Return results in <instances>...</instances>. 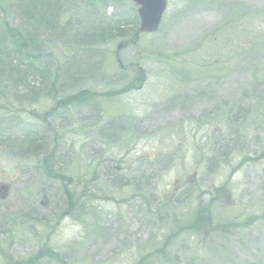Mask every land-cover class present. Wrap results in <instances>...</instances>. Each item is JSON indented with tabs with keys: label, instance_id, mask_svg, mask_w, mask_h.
I'll use <instances>...</instances> for the list:
<instances>
[{
	"label": "rangeland",
	"instance_id": "obj_1",
	"mask_svg": "<svg viewBox=\"0 0 264 264\" xmlns=\"http://www.w3.org/2000/svg\"><path fill=\"white\" fill-rule=\"evenodd\" d=\"M166 4L136 83L130 0H0V264H264V0Z\"/></svg>",
	"mask_w": 264,
	"mask_h": 264
},
{
	"label": "trees",
	"instance_id": "obj_2",
	"mask_svg": "<svg viewBox=\"0 0 264 264\" xmlns=\"http://www.w3.org/2000/svg\"><path fill=\"white\" fill-rule=\"evenodd\" d=\"M42 9H44L46 11V4H43L42 5ZM54 17L55 16L52 15L51 16V19H53ZM45 22H49V21H45ZM114 32H115V35L117 37H120V39H122V40L134 41L135 38H136L135 32L133 34H131V35H126L128 33V31H125L120 26H115L114 27ZM107 96H111V95L109 94ZM85 98H87V93L84 92V91H82L81 93H79L78 95H76L75 97H73L72 98V101H80V100H83ZM50 159H51L50 156L49 157L47 156L46 158H44L43 161H42L43 166L48 165L49 162H50ZM49 176L50 177H53V178H57V179H59L62 182L65 180V178L62 177L61 173H57V172L56 173H49ZM63 193H64L65 198H66V203L67 204H70L72 198L70 197L68 191L65 190ZM210 203H212V202H210ZM211 206H212L211 204H208L206 206H202L199 203L198 210H197V212L193 216V222L191 223V225H189V227L192 226V228L198 229L196 227V224H198V223H204V221H206V222H208L209 224H212V225L218 224L217 223V220L218 219H216L214 213H212ZM47 256L48 257H51V258H54V259H56L58 257L57 253L56 252H53V251L47 253Z\"/></svg>",
	"mask_w": 264,
	"mask_h": 264
},
{
	"label": "water",
	"instance_id": "obj_3",
	"mask_svg": "<svg viewBox=\"0 0 264 264\" xmlns=\"http://www.w3.org/2000/svg\"><path fill=\"white\" fill-rule=\"evenodd\" d=\"M138 5L139 33H154L157 31L162 14L166 8L165 0H131ZM121 46H118V49Z\"/></svg>",
	"mask_w": 264,
	"mask_h": 264
},
{
	"label": "flooded vegetation",
	"instance_id": "obj_4",
	"mask_svg": "<svg viewBox=\"0 0 264 264\" xmlns=\"http://www.w3.org/2000/svg\"><path fill=\"white\" fill-rule=\"evenodd\" d=\"M3 205V203L2 202H0V207ZM37 213V211L36 210H33L30 214H29V217L28 216H26V222H25V226H18V223H16V225L15 226H12L11 228L13 229V230H15V232H17V233H24L25 231H26V233H28V234H30V235H32V236H34V238H36L38 235L40 236L43 232H41V231H37L38 229L40 230V229H44V227L47 225V224H44V223H42V224H37V226L38 227H36V226H34V225H32L33 223L32 222H34L35 221V218H39V216L36 214ZM41 222H43V220H41ZM45 230V229H44ZM46 231V230H45ZM14 232V231H13ZM30 237V236H29ZM8 241H12V243H11V245H10V249L11 248H14L15 246H16V237H14V238H12V239H10V240H8ZM43 252V251H42ZM37 253H41V251L39 250V251H37Z\"/></svg>",
	"mask_w": 264,
	"mask_h": 264
}]
</instances>
